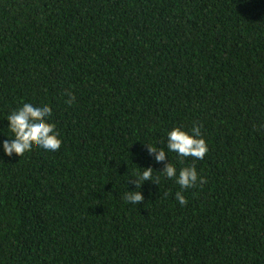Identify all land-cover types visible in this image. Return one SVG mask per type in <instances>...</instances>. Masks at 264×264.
Listing matches in <instances>:
<instances>
[{"label":"trees","instance_id":"1","mask_svg":"<svg viewBox=\"0 0 264 264\" xmlns=\"http://www.w3.org/2000/svg\"><path fill=\"white\" fill-rule=\"evenodd\" d=\"M25 99L62 142L0 143V264H264V0H0V134ZM193 124L181 189L145 144Z\"/></svg>","mask_w":264,"mask_h":264},{"label":"clouds","instance_id":"2","mask_svg":"<svg viewBox=\"0 0 264 264\" xmlns=\"http://www.w3.org/2000/svg\"><path fill=\"white\" fill-rule=\"evenodd\" d=\"M51 115L52 108L44 102L38 103L31 99H25L17 104L6 114L7 128L11 130L12 134L7 137L0 134L4 136V139L0 142L3 151L8 154L13 152L23 154L26 149L32 148L33 145L47 151L58 150L62 141L54 130V123L50 121ZM145 146L154 163L164 162L159 172L163 173L165 178L174 180L181 189L191 188L198 180L200 183L204 182V178L198 175L194 165L178 169L176 165L170 162L168 157V153L174 152L181 159V162L185 157H192L196 160L203 159L207 152V145L198 125L193 124L188 131H185L183 126H173L168 130L165 141L167 151H165V148L156 145L145 144ZM166 155L167 162H165ZM137 169L139 170V188L145 181L158 184V180L152 178L154 169L151 165L146 167L137 166ZM129 176L133 178L132 183L137 189V179L131 174ZM123 199L134 205L141 204L144 200L140 191L128 189ZM175 199L181 205L185 203V196L181 191L175 193Z\"/></svg>","mask_w":264,"mask_h":264}]
</instances>
